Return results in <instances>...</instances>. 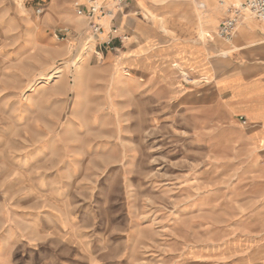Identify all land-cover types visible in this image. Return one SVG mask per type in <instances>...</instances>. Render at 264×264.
<instances>
[{
	"label": "clouds",
	"instance_id": "obj_1",
	"mask_svg": "<svg viewBox=\"0 0 264 264\" xmlns=\"http://www.w3.org/2000/svg\"><path fill=\"white\" fill-rule=\"evenodd\" d=\"M0 264H264V0H0Z\"/></svg>",
	"mask_w": 264,
	"mask_h": 264
}]
</instances>
